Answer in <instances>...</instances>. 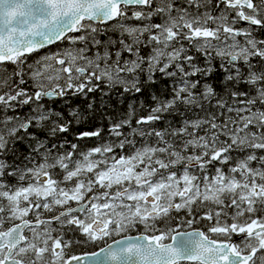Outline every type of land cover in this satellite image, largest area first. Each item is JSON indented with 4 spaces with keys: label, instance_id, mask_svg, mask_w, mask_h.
<instances>
[{
    "label": "snow or ice",
    "instance_id": "obj_1",
    "mask_svg": "<svg viewBox=\"0 0 264 264\" xmlns=\"http://www.w3.org/2000/svg\"><path fill=\"white\" fill-rule=\"evenodd\" d=\"M261 33L264 0H0V264H264ZM158 79L67 139L54 104Z\"/></svg>",
    "mask_w": 264,
    "mask_h": 264
},
{
    "label": "trees",
    "instance_id": "obj_2",
    "mask_svg": "<svg viewBox=\"0 0 264 264\" xmlns=\"http://www.w3.org/2000/svg\"><path fill=\"white\" fill-rule=\"evenodd\" d=\"M100 38L102 40L105 39V37L103 36ZM52 47L54 48L55 46H52ZM222 77H223V73L219 71L218 64H217V71L215 72L211 80L214 83V85L217 87L218 91H222V86L220 83L222 80ZM168 83H169L168 81L158 79V83L156 85L150 86L148 89L145 90L143 94H139L135 97L129 96L127 94H125L124 97H120L118 95L119 89H116V90H113L109 96H104V97H102L100 92L92 93L89 95L87 100L79 96L75 98L69 97L67 100V103H65L64 101H61L57 104H54L53 107L56 108L57 110L64 111L66 118H68V111L70 109H79L80 112L83 113L85 117L84 120L86 121L82 122L79 126L75 127V129L71 128V131L74 134V133L81 132L82 130H84V128L91 129L92 127L96 126L99 123L105 122V124H107V122H109L107 120H110L109 118H111L112 121L115 120L114 122H116L118 118H120L122 115H125L127 113L128 105L130 103H134L137 106V115L144 114L147 109V106L152 103L150 99L151 93L154 92L157 95H159L161 92H163V94L166 96L168 94V91H167ZM104 91H107V89L105 88ZM93 99L100 100L99 103H104V105H106L105 109H107V112L99 110L98 104L96 105L94 104L93 109L91 111L90 110L88 111L87 105ZM118 99L119 100L123 99V101L126 102L125 103L126 105L123 103L121 107V106L116 105L114 102H110L111 100H118ZM141 102H143V104L145 105L144 109H141L139 107ZM257 107H259V105H257ZM66 108H68V111H66ZM24 111H26V109ZM175 119L178 121L179 118L177 117ZM160 127H163V126L160 125ZM73 134H72V138H74ZM65 135L67 136L68 134H65ZM19 151L26 153L27 149H23V150L19 149ZM8 159L11 161L12 157L10 156L8 157Z\"/></svg>",
    "mask_w": 264,
    "mask_h": 264
},
{
    "label": "flooded vegetation",
    "instance_id": "obj_3",
    "mask_svg": "<svg viewBox=\"0 0 264 264\" xmlns=\"http://www.w3.org/2000/svg\"><path fill=\"white\" fill-rule=\"evenodd\" d=\"M264 33H261V36L263 35ZM90 101V100H89ZM94 101V104L96 105V104H98V106H99V110H101V111H105V112H107V109H105V107H104V105L103 104H101V103H99V101L100 100H95V99H93V100H91V102H93ZM122 104L124 103H126V102H124L123 101V99L120 101ZM119 105V104H118ZM126 105V104H125ZM121 107H122V105H121ZM101 108H103V109H101ZM95 109V108H94ZM116 109V108H115ZM115 109H113V110H115ZM66 111H68V108H66ZM111 112V111H110ZM144 114H146V111H145V113ZM144 114H142V115H144ZM124 116V115H123ZM122 116V117H123ZM119 119V118H118ZM117 119V120H118ZM86 120H83L82 122H85ZM107 121H109V122H107V124H105V122L104 123H99V124H97L96 126H94V127H92L91 129H87V128H84V130H82V131H92V130H94L95 128H97V127H100V128H103L104 129V131H103V133H102V136H103V138L104 139H107L108 138V126H109V123H114V121H112V120H107ZM133 124H135V120H133ZM80 125V124H79ZM79 125H75V124H73V126H72V128L73 129H75V127H77V126H79ZM106 125V126H105ZM124 131L125 132H127L128 131V129L126 128V129H124ZM72 134H73V132L70 130V134H68L67 135V139L68 140H72L73 142H76L75 140H74V138H72ZM58 139H59V137H58ZM103 142V140H101V139H97V138H86V139H84V140H81V141H79V143H80V145H81V147H82V149H86V148H89V147H93V146H95V145H97V144H99V143H102ZM18 148L20 149V150H23V149H26V148H24V146L23 145H18ZM18 163H19V161H18ZM89 250H91V249H87L86 251H89Z\"/></svg>",
    "mask_w": 264,
    "mask_h": 264
},
{
    "label": "rangeland",
    "instance_id": "obj_4",
    "mask_svg": "<svg viewBox=\"0 0 264 264\" xmlns=\"http://www.w3.org/2000/svg\"><path fill=\"white\" fill-rule=\"evenodd\" d=\"M262 36H264V34H263ZM120 101H121V100L118 99V100H111L110 102H114L116 105L119 104L118 106H121L122 103H121ZM110 102H108V103H110ZM101 104L104 105V103H101ZM105 106H106V105H104V107H105ZM118 106H117V107H118ZM101 109H103V108H101ZM77 110L80 111L79 109H77ZM88 111H89V110H88ZM122 116H123V115H122ZM122 116H121V117H122ZM121 117H120V118H121ZM161 126H163V125H161Z\"/></svg>",
    "mask_w": 264,
    "mask_h": 264
}]
</instances>
